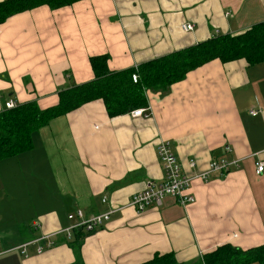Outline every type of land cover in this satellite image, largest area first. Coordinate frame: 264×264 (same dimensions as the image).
<instances>
[{
	"label": "crops",
	"instance_id": "crops-1",
	"mask_svg": "<svg viewBox=\"0 0 264 264\" xmlns=\"http://www.w3.org/2000/svg\"><path fill=\"white\" fill-rule=\"evenodd\" d=\"M263 21L264 0H82L14 15L0 25V112L7 100L55 106L60 91L94 79L90 57L107 55L108 69L122 71ZM184 23L193 30L183 31ZM146 96V118H110L95 100L41 128L30 151L0 160V264H74V233H60L72 224L67 216L122 208L147 180L160 182V140L189 175L213 159L241 161L194 182L185 208L166 197L141 214L113 213L83 239L82 263L140 264L173 253L192 264L224 244H264V173H255L264 160V66L213 60ZM225 145L232 153L223 154ZM45 235H53L52 248L36 254L33 244L21 254V245Z\"/></svg>",
	"mask_w": 264,
	"mask_h": 264
},
{
	"label": "trees",
	"instance_id": "trees-1",
	"mask_svg": "<svg viewBox=\"0 0 264 264\" xmlns=\"http://www.w3.org/2000/svg\"><path fill=\"white\" fill-rule=\"evenodd\" d=\"M82 0H3L0 2V25L10 17L41 6L57 10ZM243 59L249 66H264V21L237 35H214L196 45L172 52L145 62L136 68L110 71L108 56L89 58L94 79L60 91L55 106L41 109L36 102L20 104L14 109L0 112V160L12 158L30 151L33 136L52 120L80 108L86 103L102 100L108 117L128 114L148 104L146 92H167L186 75L209 63L219 60L227 63ZM136 73L138 80L132 81ZM68 246L74 254V264H83L80 247L91 233L73 232ZM140 264H181L173 253L156 254ZM192 264H264V244L242 250L230 244L216 247L202 254Z\"/></svg>",
	"mask_w": 264,
	"mask_h": 264
},
{
	"label": "built area",
	"instance_id": "built-area-1",
	"mask_svg": "<svg viewBox=\"0 0 264 264\" xmlns=\"http://www.w3.org/2000/svg\"><path fill=\"white\" fill-rule=\"evenodd\" d=\"M180 27L186 32L193 30V25L189 23H184ZM131 78L134 83L139 79L136 73L132 74ZM17 106L18 104L15 101L7 100L4 103L3 109H14ZM129 114L133 118H146L149 116V111L147 108H138L131 111ZM249 115L255 116L257 115V111L250 110ZM222 151L224 155H227L232 153L233 150L229 145H225ZM156 154L162 167V180L158 183L147 180L144 189L133 194L127 204L122 208H131L137 214H141L149 207H160L166 197L174 198L180 206L185 208L194 203L193 196L188 192L194 182L201 181L206 183L214 174L224 176L232 169L237 168L241 161L239 159L226 158L213 159L208 163L205 171L195 172L192 175H189L183 172L168 141H159ZM188 166L189 168L195 167V161L190 160ZM255 173L257 175L264 173V160H258L255 162ZM101 203L108 204L107 197H102ZM122 208L111 206L106 212L88 218L84 217L81 210H77L67 216V219L72 221V224L60 233H65L67 239H70L73 232L76 230H81L84 233H93L104 227L109 221L110 216L113 213L120 211ZM60 233H56L55 235ZM52 236L53 235L41 236L35 241L21 245L19 247L21 254L26 256L28 246L33 244H37L35 249L36 254H41L45 250L52 248L55 245L54 241L51 239Z\"/></svg>",
	"mask_w": 264,
	"mask_h": 264
}]
</instances>
